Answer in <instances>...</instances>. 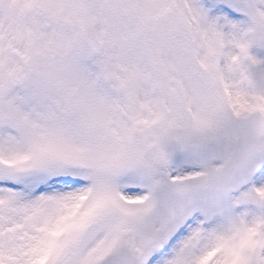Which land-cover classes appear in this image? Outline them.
I'll use <instances>...</instances> for the list:
<instances>
[{
    "label": "snow or ice",
    "instance_id": "obj_1",
    "mask_svg": "<svg viewBox=\"0 0 264 264\" xmlns=\"http://www.w3.org/2000/svg\"><path fill=\"white\" fill-rule=\"evenodd\" d=\"M256 32L264 0H0V264H264V82L222 54Z\"/></svg>",
    "mask_w": 264,
    "mask_h": 264
},
{
    "label": "clouds",
    "instance_id": "obj_2",
    "mask_svg": "<svg viewBox=\"0 0 264 264\" xmlns=\"http://www.w3.org/2000/svg\"><path fill=\"white\" fill-rule=\"evenodd\" d=\"M243 42L247 45L248 52H249V48L253 44L264 45V33H261V32L253 33L252 35L248 36L247 39L244 40ZM222 54L226 58L225 65L223 67V71H224V74L226 76L238 74L240 71L246 72V65L255 66L258 64V63L252 64L251 61H248L246 64H244L243 61H241L240 64H235L231 60V55H237L238 56L239 53L238 52H232L231 50H229V52H224ZM257 80L264 82V69L257 71Z\"/></svg>",
    "mask_w": 264,
    "mask_h": 264
},
{
    "label": "rangeland",
    "instance_id": "obj_3",
    "mask_svg": "<svg viewBox=\"0 0 264 264\" xmlns=\"http://www.w3.org/2000/svg\"><path fill=\"white\" fill-rule=\"evenodd\" d=\"M231 19L242 29H246L248 26L247 17H245L242 13H236ZM249 54L259 61V63L255 66L246 65L247 74L252 79L256 80L257 71L264 69V45H251L249 48Z\"/></svg>",
    "mask_w": 264,
    "mask_h": 264
}]
</instances>
